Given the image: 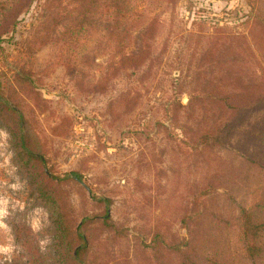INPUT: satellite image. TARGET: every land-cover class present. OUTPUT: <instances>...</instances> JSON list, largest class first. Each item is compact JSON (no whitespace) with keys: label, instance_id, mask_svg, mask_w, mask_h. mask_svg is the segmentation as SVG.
<instances>
[{"label":"rangeland","instance_id":"rangeland-1","mask_svg":"<svg viewBox=\"0 0 264 264\" xmlns=\"http://www.w3.org/2000/svg\"><path fill=\"white\" fill-rule=\"evenodd\" d=\"M0 95V264H264V0H0Z\"/></svg>","mask_w":264,"mask_h":264},{"label":"trees","instance_id":"trees-1","mask_svg":"<svg viewBox=\"0 0 264 264\" xmlns=\"http://www.w3.org/2000/svg\"><path fill=\"white\" fill-rule=\"evenodd\" d=\"M3 106H7L9 109H12L10 106H8V103L3 101V96L0 95V113L3 111ZM6 107V108H7ZM14 111V110H13ZM15 112V111H14ZM22 119V118H21ZM8 130L11 135L12 145L15 148L16 156L18 159V163L23 164V167H26L29 169L30 164L33 162V160L39 161L41 160L40 156L35 155L34 150L29 146V143L27 141V135L26 133H23V128L21 121L18 119L15 120L13 118L10 119V126L8 125ZM78 178V175H76ZM75 173H69L67 174V177H74L76 178ZM40 195L42 198H44L45 204L48 205L46 202H53L54 197L49 194V192L41 190ZM107 201V200H106ZM49 206V205H48ZM52 217L53 221L57 225L58 228L61 227V220L59 218H56L52 208ZM108 215H105L107 217ZM56 218V219H55ZM82 239L84 240V246L87 244V240L83 236ZM83 245L78 246L77 249L74 251V256L80 255V251L82 249Z\"/></svg>","mask_w":264,"mask_h":264}]
</instances>
